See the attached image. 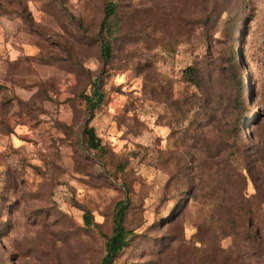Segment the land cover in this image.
<instances>
[{"label":"rangeland","instance_id":"374dc122","mask_svg":"<svg viewBox=\"0 0 264 264\" xmlns=\"http://www.w3.org/2000/svg\"><path fill=\"white\" fill-rule=\"evenodd\" d=\"M108 2L0 0V264H100L117 204L133 237L111 264H264V0H243L233 27L246 101L237 139L259 182L217 203L171 177L169 78L204 50L174 43L180 22L220 39L221 1L112 0L104 63ZM97 88L86 115L82 96Z\"/></svg>","mask_w":264,"mask_h":264},{"label":"trees","instance_id":"16d2710c","mask_svg":"<svg viewBox=\"0 0 264 264\" xmlns=\"http://www.w3.org/2000/svg\"><path fill=\"white\" fill-rule=\"evenodd\" d=\"M220 1L217 11L227 18L226 33L218 40L200 39L194 36V19L182 20L180 24L184 31L180 30V33L183 35L179 34L174 43L180 45L188 41L191 46L202 45L204 50L196 53L188 66L169 78V138L172 140L169 165L176 167L171 177L182 178L186 192L193 198L200 195L216 203L224 201L232 193L237 199H242L247 180L256 184L260 177L250 174L248 168L252 162L237 139L245 119L246 101L243 69L237 62L239 54L234 52L233 27L238 18L235 15L243 8V0ZM116 9L112 0L104 9L101 23L104 35L100 47L104 63L110 61L113 53L111 45L115 30L109 22ZM201 23L206 30L210 21ZM82 98L86 115H90L102 103L103 94L97 88L92 97L83 95ZM88 122L86 119V144L90 149L98 150L99 140L94 129L88 127ZM259 162L264 163V160ZM242 163L245 165L243 171L238 169ZM231 181L234 188L229 187ZM116 207L113 231L104 244L105 254L100 264H111L133 237L132 232L123 226L122 204ZM84 220L91 223L87 215Z\"/></svg>","mask_w":264,"mask_h":264}]
</instances>
